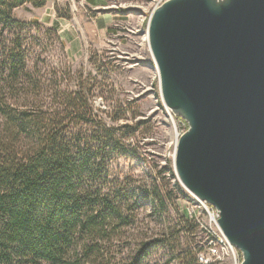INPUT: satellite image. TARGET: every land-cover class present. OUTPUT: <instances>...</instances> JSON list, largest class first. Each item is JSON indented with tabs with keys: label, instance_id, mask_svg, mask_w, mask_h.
<instances>
[{
	"label": "rangeland",
	"instance_id": "rangeland-1",
	"mask_svg": "<svg viewBox=\"0 0 264 264\" xmlns=\"http://www.w3.org/2000/svg\"><path fill=\"white\" fill-rule=\"evenodd\" d=\"M86 1L100 5L88 6L84 0L82 5L80 0H47L42 7L25 3L12 11L23 25L12 24L0 33L5 47L19 39L31 73L23 78L20 102L44 106L50 94L75 92L81 85L82 107L89 112L86 123L74 130L89 137L106 124L120 142L105 159L101 180L88 182L118 211L98 203L105 217L102 231L87 235L86 248L62 264H126L143 242L154 239L160 241L141 264H180L193 253L208 257L207 264H235L231 257L208 256L203 213L179 189L173 156L181 125L162 105L146 40L148 0ZM138 121L132 135L121 127Z\"/></svg>",
	"mask_w": 264,
	"mask_h": 264
},
{
	"label": "water",
	"instance_id": "water-1",
	"mask_svg": "<svg viewBox=\"0 0 264 264\" xmlns=\"http://www.w3.org/2000/svg\"><path fill=\"white\" fill-rule=\"evenodd\" d=\"M146 38L162 105L188 125L177 180L219 211L240 264H264V0H165Z\"/></svg>",
	"mask_w": 264,
	"mask_h": 264
},
{
	"label": "trees",
	"instance_id": "trees-1",
	"mask_svg": "<svg viewBox=\"0 0 264 264\" xmlns=\"http://www.w3.org/2000/svg\"><path fill=\"white\" fill-rule=\"evenodd\" d=\"M46 1L0 0V33L23 25L12 18L15 8L42 7ZM12 44L0 45V264H62L86 248L87 235L102 231L98 203L118 211L88 182L101 180L105 159L120 142L106 124L89 137L74 130L89 112L82 107L81 85L75 92L50 94L44 106L20 102L23 78L31 73L19 39ZM141 123L121 127L132 135ZM159 241L143 242L126 264H141ZM190 255L180 264H202Z\"/></svg>",
	"mask_w": 264,
	"mask_h": 264
},
{
	"label": "built area",
	"instance_id": "built-area-1",
	"mask_svg": "<svg viewBox=\"0 0 264 264\" xmlns=\"http://www.w3.org/2000/svg\"><path fill=\"white\" fill-rule=\"evenodd\" d=\"M164 1L165 0H148V6L151 8V11L149 12V16L152 10L155 7L162 4ZM79 3L82 5V0H80ZM168 114L172 118L173 115L170 114V112H168ZM178 121L181 125V131L180 133H177L176 141L178 137L188 128L187 122L185 120L178 118ZM183 189L185 192L189 193V196L191 197V201L193 202L195 208L198 209L199 212L203 213V216L205 218V223L201 224V226L208 233L207 241L204 246L205 249L207 250L208 256L212 257L213 260H217V259L220 260L223 257H231L233 258L235 264H240L241 262L240 251L229 242V240L224 235V233L222 232V230L218 225L219 211L214 206L207 203L206 201L201 200L195 197L194 195H192L184 187ZM198 260L200 261V263L203 264H207L209 262V258L202 254L198 256Z\"/></svg>",
	"mask_w": 264,
	"mask_h": 264
},
{
	"label": "crops",
	"instance_id": "crops-1",
	"mask_svg": "<svg viewBox=\"0 0 264 264\" xmlns=\"http://www.w3.org/2000/svg\"><path fill=\"white\" fill-rule=\"evenodd\" d=\"M84 3H85L86 5H88V6L91 5V4H93V3L96 4L97 6L100 5V1L92 2L91 4H88L87 1L84 0ZM102 7H104V5H103ZM94 8H95V7H94ZM98 9H99V8H98Z\"/></svg>",
	"mask_w": 264,
	"mask_h": 264
},
{
	"label": "bare ground",
	"instance_id": "bare-ground-1",
	"mask_svg": "<svg viewBox=\"0 0 264 264\" xmlns=\"http://www.w3.org/2000/svg\"><path fill=\"white\" fill-rule=\"evenodd\" d=\"M153 11V10H152ZM147 26V25H146ZM146 40H147V38H146Z\"/></svg>",
	"mask_w": 264,
	"mask_h": 264
}]
</instances>
